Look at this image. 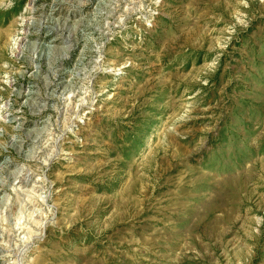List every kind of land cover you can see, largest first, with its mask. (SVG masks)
Masks as SVG:
<instances>
[{
  "label": "rangeland",
  "instance_id": "1",
  "mask_svg": "<svg viewBox=\"0 0 264 264\" xmlns=\"http://www.w3.org/2000/svg\"><path fill=\"white\" fill-rule=\"evenodd\" d=\"M0 264H264V0H0Z\"/></svg>",
  "mask_w": 264,
  "mask_h": 264
},
{
  "label": "bare ground",
  "instance_id": "2",
  "mask_svg": "<svg viewBox=\"0 0 264 264\" xmlns=\"http://www.w3.org/2000/svg\"><path fill=\"white\" fill-rule=\"evenodd\" d=\"M14 40H15V39H14ZM19 41H20L19 39H16V41H15L16 44H17V46L19 45ZM15 42H14V43H15Z\"/></svg>",
  "mask_w": 264,
  "mask_h": 264
}]
</instances>
